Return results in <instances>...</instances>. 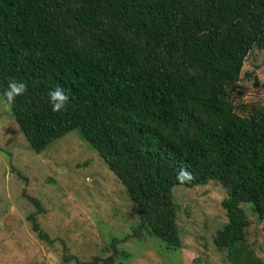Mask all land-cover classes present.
Here are the masks:
<instances>
[{"label": "trees", "instance_id": "obj_1", "mask_svg": "<svg viewBox=\"0 0 264 264\" xmlns=\"http://www.w3.org/2000/svg\"><path fill=\"white\" fill-rule=\"evenodd\" d=\"M254 47L264 0H0V98L13 79L27 85L7 107L34 153L73 131L94 149L136 208L133 238L180 250L172 189L215 181L227 219L215 247L229 264H264L243 208L264 233V107L243 115L232 98ZM56 88L69 97L61 112ZM119 243L105 259H64L114 264Z\"/></svg>", "mask_w": 264, "mask_h": 264}, {"label": "rangeland", "instance_id": "obj_2", "mask_svg": "<svg viewBox=\"0 0 264 264\" xmlns=\"http://www.w3.org/2000/svg\"><path fill=\"white\" fill-rule=\"evenodd\" d=\"M232 98L243 115L264 107V50L254 47L249 52ZM172 196L179 205L180 250H167L156 239L138 241L132 237L136 208L94 149L73 131L34 153L0 98V264L105 259L112 255L113 238L120 240L117 249L126 255L115 257L114 264H229L226 250L213 243L227 222L223 187L215 181L175 186ZM243 208L250 222L247 245L264 263L261 221L250 205ZM30 216L48 241L32 230Z\"/></svg>", "mask_w": 264, "mask_h": 264}, {"label": "clouds", "instance_id": "obj_3", "mask_svg": "<svg viewBox=\"0 0 264 264\" xmlns=\"http://www.w3.org/2000/svg\"><path fill=\"white\" fill-rule=\"evenodd\" d=\"M27 91V85L21 81L13 79L9 82L7 89L3 93L4 101L6 106L10 107L15 103V100L19 96L25 95ZM49 99L52 104V111L61 112L66 109V106L69 102V97L65 94L62 88H56L51 90L49 93ZM191 174L182 169L178 179L183 180L184 178H190Z\"/></svg>", "mask_w": 264, "mask_h": 264}]
</instances>
